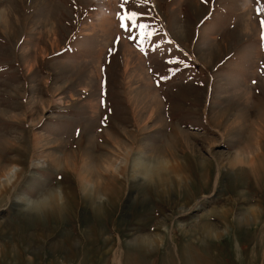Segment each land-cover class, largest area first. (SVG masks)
Listing matches in <instances>:
<instances>
[{
    "label": "rangeland",
    "instance_id": "374dc122",
    "mask_svg": "<svg viewBox=\"0 0 264 264\" xmlns=\"http://www.w3.org/2000/svg\"><path fill=\"white\" fill-rule=\"evenodd\" d=\"M262 7L0 0V174L18 167L0 188V264H118L115 249L119 264H264ZM148 90L159 104L143 99ZM238 150L258 153L254 165H228ZM74 152L89 159L83 174L102 181L87 199L76 172L52 161ZM162 152L181 167L167 168L164 185L135 176L134 157ZM52 190L62 207L26 213L18 202ZM209 222L219 235L204 233Z\"/></svg>",
    "mask_w": 264,
    "mask_h": 264
},
{
    "label": "bare ground",
    "instance_id": "6f19581e",
    "mask_svg": "<svg viewBox=\"0 0 264 264\" xmlns=\"http://www.w3.org/2000/svg\"><path fill=\"white\" fill-rule=\"evenodd\" d=\"M4 8L0 9V21L1 22H6L7 21V17H8L7 10H5ZM111 23H112V21L110 20V18L107 17V15L104 16L102 14V16L100 18V22L98 24V27L100 29H102L103 33L106 35ZM246 28H248V27L246 26ZM46 32H48V33H50L52 35L51 28H47ZM52 42L54 43V41H52ZM129 57H130V55L127 53L126 56H125V70L126 71H129V69H130ZM28 70H30V69H28ZM138 72L140 73V76L143 77V72L142 71L141 72L138 71ZM145 93H148L151 96L146 95ZM145 93H144L143 99L148 104H152V105L154 104V106L156 104H159V103H157L158 102V99H156L157 97L156 98L154 97V96H156L155 93H153L150 90H148ZM154 106H152V107H154ZM257 130H259V129L257 128ZM258 134H261V133L258 132ZM38 139H39V136L37 135L35 137V140H36L35 144L39 143ZM254 139H256V141H257V138L254 137ZM254 144H257V142L254 143ZM256 147H258V146H256ZM76 154L77 153L74 152V153H69L67 156L61 155L60 157L54 155V158L52 159V161L55 162V167H61V166L64 165L68 169L74 170L76 172L77 175L75 177H76L77 183H78L77 187H78L79 191L82 193V195L84 196V198L87 199V198H90V196H91V191H92L91 187L99 188V186H100L99 183H102V181H100L99 178L92 177V174H90V176L88 175V173H86L85 175L83 174V171H82L83 168L82 167L86 166V164L89 161V159L83 153L79 154V155H76ZM172 156L173 155H167L166 153L162 152L159 156L158 155L149 156L147 161L145 160V158L143 159L142 157H139V156L138 157H134L133 160H132V163H131L133 165L132 166V171L135 173L136 177L137 176L140 177L139 175H137V173H139L142 176L141 180L143 182L144 181L146 182V180L153 181L151 178L154 176V179L156 177L158 179L160 185H164L165 181H166L165 180L166 179L165 176L168 173V172H165L167 170V168H169L170 171H171V169H172V171H175V170H178V169L181 168L179 161H177L178 159H176V157H174V156L172 157ZM257 156H259L258 153L256 154V157ZM256 157L253 156L252 153L249 154L248 151L244 152L243 150H238V151H236L234 153L233 156H230V158L228 159V165L236 166V165H243V164L249 165L250 164L251 166H253L254 165V160H255ZM151 161H153L152 162L153 163L152 166L154 167V170H155L152 173L150 172V170H152V168L150 167ZM107 164L108 163L106 162L105 165L107 167L104 166L106 168V170H111L112 174H117L118 173V167H117L118 165L114 166L113 163H111V162H109L108 165ZM17 170H18L17 166H9V167H7V168L2 170V172L0 174V188L2 187V189H4V188L8 187V185H10V183L14 180L15 176L17 175V172H18ZM174 173L177 174V176H178V172H174ZM146 175L150 179L147 178ZM167 180H168V178H167ZM103 189L107 192L109 190V187L104 184ZM30 200L31 199L23 198L21 200H18V202L23 204L24 208H25V205H29V207H30L29 208V212L34 209V208H31L33 206H39L40 205V206L45 207L44 206L45 204H49L48 205L49 207L55 206V208H58V207H62L61 205L64 203L63 196H62L60 190H57V191H55V190L53 191L52 190V191L48 192L47 196H44V198H42L38 202L36 201L35 203H32V202L30 203ZM19 203H18V205L20 206ZM214 225L215 224H212V223L209 222V223H206L203 226L202 225L201 226L204 228V233L206 232L208 235L217 236L221 232L220 231H213L214 230L213 229ZM157 239H158L157 236L155 237V236H152V235H144L141 238V241H142V243L147 244V243H152V242L155 243L157 241ZM112 260H113L114 263H118L119 264V262H120V258H119V254L117 253V249H115L113 251Z\"/></svg>",
    "mask_w": 264,
    "mask_h": 264
},
{
    "label": "snow or ice",
    "instance_id": "6c2138e0",
    "mask_svg": "<svg viewBox=\"0 0 264 264\" xmlns=\"http://www.w3.org/2000/svg\"><path fill=\"white\" fill-rule=\"evenodd\" d=\"M128 2H129V0H121L122 6H123V5H126ZM136 2H137V3H147L148 0H136ZM260 11H264V7H262V8L260 9ZM138 15H139V14H137V13H135V12H131V13H130V16H125L124 19L127 20V19H130L131 17H137ZM133 23H134V21H133ZM262 25H264V21H262ZM121 27H124V28L127 29V28H128V25L122 23V24H121ZM137 27H140V28H146L147 25L139 24V25H137ZM149 34H151V33H149ZM110 51H111V50H110ZM167 63H169V64L180 65V64H183L184 61H182V60H178V59H172V60L167 61ZM175 71H179V68H176ZM161 79H168V77H162Z\"/></svg>",
    "mask_w": 264,
    "mask_h": 264
},
{
    "label": "clouds",
    "instance_id": "9594fccd",
    "mask_svg": "<svg viewBox=\"0 0 264 264\" xmlns=\"http://www.w3.org/2000/svg\"><path fill=\"white\" fill-rule=\"evenodd\" d=\"M24 211H25L26 213L29 212V205H25ZM29 214H31V213H29Z\"/></svg>",
    "mask_w": 264,
    "mask_h": 264
}]
</instances>
